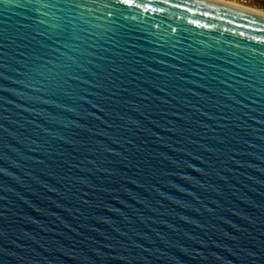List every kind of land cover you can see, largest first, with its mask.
Here are the masks:
<instances>
[{
  "label": "water",
  "instance_id": "water-1",
  "mask_svg": "<svg viewBox=\"0 0 264 264\" xmlns=\"http://www.w3.org/2000/svg\"><path fill=\"white\" fill-rule=\"evenodd\" d=\"M0 264H264V17L2 0Z\"/></svg>",
  "mask_w": 264,
  "mask_h": 264
},
{
  "label": "rangeland",
  "instance_id": "rangeland-1",
  "mask_svg": "<svg viewBox=\"0 0 264 264\" xmlns=\"http://www.w3.org/2000/svg\"><path fill=\"white\" fill-rule=\"evenodd\" d=\"M229 3L264 12V0H223Z\"/></svg>",
  "mask_w": 264,
  "mask_h": 264
},
{
  "label": "bare ground",
  "instance_id": "bare-ground-1",
  "mask_svg": "<svg viewBox=\"0 0 264 264\" xmlns=\"http://www.w3.org/2000/svg\"><path fill=\"white\" fill-rule=\"evenodd\" d=\"M210 1H214V2L220 3L222 5H226V6H229V7L237 8V9H240V10H243V11H246V12H249V13H253V14H256V15H260V16L264 17V12H261V11H258V10H253V9L241 7V6H238V5L229 3L227 1H223V0H210Z\"/></svg>",
  "mask_w": 264,
  "mask_h": 264
},
{
  "label": "snow or ice",
  "instance_id": "snow-or-ice-1",
  "mask_svg": "<svg viewBox=\"0 0 264 264\" xmlns=\"http://www.w3.org/2000/svg\"><path fill=\"white\" fill-rule=\"evenodd\" d=\"M0 2H2V0H0ZM122 2H124V0H122Z\"/></svg>",
  "mask_w": 264,
  "mask_h": 264
}]
</instances>
